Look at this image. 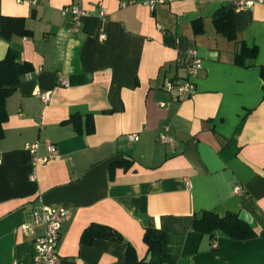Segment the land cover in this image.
Listing matches in <instances>:
<instances>
[{"label":"crops","instance_id":"obj_1","mask_svg":"<svg viewBox=\"0 0 264 264\" xmlns=\"http://www.w3.org/2000/svg\"><path fill=\"white\" fill-rule=\"evenodd\" d=\"M145 1L0 0V19L26 18L33 33L6 39L0 31V60L12 48L34 68L7 99L0 264H35L44 226L32 212L41 204L71 211L60 264H126L129 245L146 258L148 227L172 235L174 264H264V0L248 7L237 3L249 0H172L154 10ZM73 4L94 11L76 31L71 13H62ZM224 4L234 10L233 41L212 20ZM197 19L203 32L195 31ZM242 42L258 48L248 67L234 61ZM193 52L203 61L197 90L177 97L164 84L186 78ZM37 89L51 99L43 102ZM72 115L80 131L67 123ZM165 125L172 142L160 139ZM36 141L40 154L54 142L60 157L34 165L26 145ZM204 210L245 212L257 235H203L194 219ZM92 224L123 240L83 243Z\"/></svg>","mask_w":264,"mask_h":264},{"label":"trees","instance_id":"obj_2","mask_svg":"<svg viewBox=\"0 0 264 264\" xmlns=\"http://www.w3.org/2000/svg\"><path fill=\"white\" fill-rule=\"evenodd\" d=\"M35 15V10L32 16ZM213 24L219 34L233 41L237 39V31L234 21V10L224 4L216 10L213 15ZM195 31L203 32L204 23L202 19L194 21ZM0 31L2 37L10 39L13 34L32 36V31L26 27V18L1 16ZM258 48L250 47L245 42L240 44L235 54L234 61L237 65L251 66L257 57ZM261 77L264 80V64L261 65ZM30 62L20 59V52L10 48L4 58L0 60V140L5 136L4 123L9 118L7 110V99L13 94L22 77L33 71ZM90 119H87V124ZM67 123H72L80 131L82 123L77 115H72ZM117 162L112 163V167ZM194 228L201 234L215 237L221 232L233 239H249L257 235L255 228L249 222L240 218L236 212H227L221 216L215 211L204 210L194 219ZM96 238H107L112 240H123V236L114 228L107 225L92 224L86 229L82 236V242L91 244ZM144 242L148 246V253L152 252V260L146 262L140 259L132 245L128 246L126 252V264H174L177 253L173 248L172 235L162 229L148 227L144 233Z\"/></svg>","mask_w":264,"mask_h":264},{"label":"built area","instance_id":"obj_3","mask_svg":"<svg viewBox=\"0 0 264 264\" xmlns=\"http://www.w3.org/2000/svg\"><path fill=\"white\" fill-rule=\"evenodd\" d=\"M36 3L37 0H31ZM172 0H146L145 4L149 6L152 10L160 4H164ZM262 1V0H258ZM254 0L242 1L241 6H252ZM125 5V4H124ZM94 11L90 9L83 8L79 5H67L62 8V13H71L73 25L72 30L76 31L78 26L84 17L89 16ZM98 13L104 17L106 15V8L100 2L98 4ZM100 38L106 39V34L104 32L100 33ZM203 68V61L196 52H193L192 60L187 65V76L183 81H176L175 79H167L164 88L166 91L175 93L177 97H187L193 95L196 90L195 78L198 76L199 72ZM31 74V73H29ZM66 83L65 80H63ZM67 84V83H66ZM36 94L42 99L43 102H48L51 99V91H41L36 90ZM163 104V103H162ZM170 127L165 125L162 132L160 133V139L164 143L172 142L173 138L170 136ZM131 141H136L138 139L137 133H130L128 135ZM41 146L40 141L33 143H27V149L33 155L34 165L47 163L50 160L57 159L60 157L57 145L54 142L46 141L45 148L46 152L44 154L39 153ZM1 161V155H0ZM35 177V175H33ZM239 189V187H236ZM34 223L41 224L44 226V231L37 235L34 239L36 247L35 264H60L61 258L59 255V241L62 231L63 223L70 220L71 211L68 208L61 206H49L46 204L39 205L32 212Z\"/></svg>","mask_w":264,"mask_h":264},{"label":"water","instance_id":"obj_4","mask_svg":"<svg viewBox=\"0 0 264 264\" xmlns=\"http://www.w3.org/2000/svg\"><path fill=\"white\" fill-rule=\"evenodd\" d=\"M240 218L243 219V220H245V221H247V222H249V223L251 222V219H250L249 217L246 216V213H245V212H242V213L240 214ZM250 224H251V223H250ZM152 256H153V254H152V252H150V253L147 255L145 261H146V262H150L151 259H152Z\"/></svg>","mask_w":264,"mask_h":264}]
</instances>
